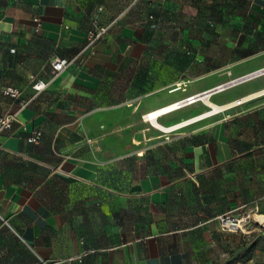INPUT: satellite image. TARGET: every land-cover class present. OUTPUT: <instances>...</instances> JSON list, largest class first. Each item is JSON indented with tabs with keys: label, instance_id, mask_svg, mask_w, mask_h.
Instances as JSON below:
<instances>
[{
	"label": "crops",
	"instance_id": "0c3cea01",
	"mask_svg": "<svg viewBox=\"0 0 264 264\" xmlns=\"http://www.w3.org/2000/svg\"><path fill=\"white\" fill-rule=\"evenodd\" d=\"M7 87L0 264H264V0H0Z\"/></svg>",
	"mask_w": 264,
	"mask_h": 264
},
{
	"label": "built area",
	"instance_id": "2783aa9c",
	"mask_svg": "<svg viewBox=\"0 0 264 264\" xmlns=\"http://www.w3.org/2000/svg\"><path fill=\"white\" fill-rule=\"evenodd\" d=\"M37 27L36 32H39L42 28V23L40 19H36ZM97 25V24H96ZM108 32L107 27H98L95 26L94 29L90 30L87 33V44L83 50L82 53L92 50L95 44L101 40ZM81 53V54H82ZM190 53V52H189ZM73 60H68L65 58H55L51 61V69L54 73V76H58L64 71H66L73 63ZM48 84L42 80H35L33 83V89L37 93H41L47 88ZM259 94L264 95V90H262ZM4 97L13 99L14 101H19L20 108L15 113H2L0 112V135L3 134L6 131H10L13 128V125L15 122H17V116L19 111L26 108L30 101H25L22 99L23 93L21 90L14 88V87H7L3 90ZM198 100V97L192 96L188 99H185L183 101H180L176 103L172 108L179 109L184 105L187 104H193ZM167 111V110H166ZM165 110L163 112H166ZM146 119H150L151 121L154 119L153 113H149L145 115ZM25 130V127H24ZM43 138V133L40 130H34L32 131L28 137L27 142L32 144H39ZM88 142H92V140H88ZM249 216L245 215L239 218L232 217L231 215H221L217 218V222L219 224V227L221 231L223 232H231V233H237L241 232L244 233L247 228V222L249 220Z\"/></svg>",
	"mask_w": 264,
	"mask_h": 264
},
{
	"label": "rangeland",
	"instance_id": "374dc122",
	"mask_svg": "<svg viewBox=\"0 0 264 264\" xmlns=\"http://www.w3.org/2000/svg\"><path fill=\"white\" fill-rule=\"evenodd\" d=\"M259 224L253 220L252 218H249L248 222H247V227L249 228H253V227H257Z\"/></svg>",
	"mask_w": 264,
	"mask_h": 264
},
{
	"label": "bare ground",
	"instance_id": "6f19581e",
	"mask_svg": "<svg viewBox=\"0 0 264 264\" xmlns=\"http://www.w3.org/2000/svg\"><path fill=\"white\" fill-rule=\"evenodd\" d=\"M156 115V114H155Z\"/></svg>",
	"mask_w": 264,
	"mask_h": 264
}]
</instances>
